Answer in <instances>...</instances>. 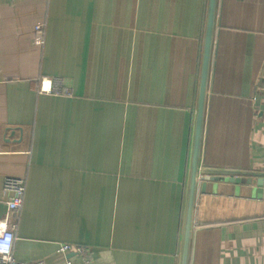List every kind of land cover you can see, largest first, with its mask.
<instances>
[{
    "label": "crops",
    "instance_id": "1",
    "mask_svg": "<svg viewBox=\"0 0 264 264\" xmlns=\"http://www.w3.org/2000/svg\"><path fill=\"white\" fill-rule=\"evenodd\" d=\"M209 0H0L3 181L23 263L181 264ZM45 24V41L35 26ZM60 80L62 94L41 92ZM190 264H264V0H218ZM249 174V175H246Z\"/></svg>",
    "mask_w": 264,
    "mask_h": 264
},
{
    "label": "water",
    "instance_id": "2",
    "mask_svg": "<svg viewBox=\"0 0 264 264\" xmlns=\"http://www.w3.org/2000/svg\"><path fill=\"white\" fill-rule=\"evenodd\" d=\"M218 0H209L208 17L205 32V45L203 53V65L201 74V85L198 98L197 117L195 123V136L193 145L192 162L189 178V190L187 195L186 211H185V225L184 235L181 250V264H190L191 260V247L195 232V206L199 188L203 192L206 191L208 182L218 181L219 176L224 175L230 177V181L240 183L241 176L245 175L240 172L222 171L203 169L200 167V156L203 139L204 121H205V108L208 93V82L211 68V58L215 34V18L217 12ZM249 175V174H246ZM249 184L254 183L262 187V194L264 195V179L253 178L247 180Z\"/></svg>",
    "mask_w": 264,
    "mask_h": 264
},
{
    "label": "built area",
    "instance_id": "3",
    "mask_svg": "<svg viewBox=\"0 0 264 264\" xmlns=\"http://www.w3.org/2000/svg\"><path fill=\"white\" fill-rule=\"evenodd\" d=\"M46 36L45 24H37L35 26V41L39 44L44 43ZM41 92L62 94L60 80L44 79ZM26 181L14 177H7L3 181L2 191L6 196V216L0 220V264H43V262L23 263L17 261L13 256V245L16 239V231L20 221L22 209L24 206L26 195ZM75 253L81 259L83 264H94L90 249L85 246L62 244L58 249V253L66 255ZM68 264H71L68 261Z\"/></svg>",
    "mask_w": 264,
    "mask_h": 264
}]
</instances>
